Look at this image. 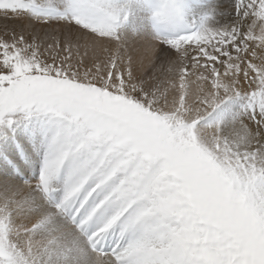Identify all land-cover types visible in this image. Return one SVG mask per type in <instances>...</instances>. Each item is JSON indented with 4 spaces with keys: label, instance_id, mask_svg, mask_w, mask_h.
<instances>
[{
    "label": "snow or ice",
    "instance_id": "obj_1",
    "mask_svg": "<svg viewBox=\"0 0 264 264\" xmlns=\"http://www.w3.org/2000/svg\"><path fill=\"white\" fill-rule=\"evenodd\" d=\"M0 22V264H264V0Z\"/></svg>",
    "mask_w": 264,
    "mask_h": 264
},
{
    "label": "rangeland",
    "instance_id": "obj_2",
    "mask_svg": "<svg viewBox=\"0 0 264 264\" xmlns=\"http://www.w3.org/2000/svg\"><path fill=\"white\" fill-rule=\"evenodd\" d=\"M0 23H2V22H0Z\"/></svg>",
    "mask_w": 264,
    "mask_h": 264
}]
</instances>
